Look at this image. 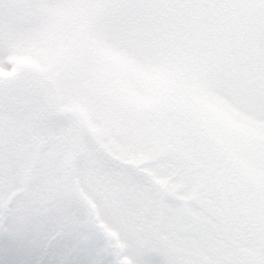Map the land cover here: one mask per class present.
Segmentation results:
<instances>
[{
	"label": "snow or ice",
	"instance_id": "1",
	"mask_svg": "<svg viewBox=\"0 0 264 264\" xmlns=\"http://www.w3.org/2000/svg\"><path fill=\"white\" fill-rule=\"evenodd\" d=\"M11 3V11L0 7L4 67L20 51L73 82L95 128L85 137L86 164L68 176L27 150V137L0 149V264H189L113 211L150 185L128 180L106 145L155 126L178 139L195 133L221 162L212 176L227 213L206 235L232 247L204 264H264V0ZM77 174L91 179L104 215L70 194Z\"/></svg>",
	"mask_w": 264,
	"mask_h": 264
},
{
	"label": "rangeland",
	"instance_id": "2",
	"mask_svg": "<svg viewBox=\"0 0 264 264\" xmlns=\"http://www.w3.org/2000/svg\"><path fill=\"white\" fill-rule=\"evenodd\" d=\"M3 52L0 45V149L11 150L27 137V150L61 164L66 176L78 171L86 164L85 137L95 120L74 98V83L20 51H12L6 58L12 67H4ZM178 135L174 129L155 126L134 137L117 133L109 139L106 149L112 164L131 182L150 185L136 199L123 195L113 211L124 217L130 231L148 230L189 264H204L232 247L230 240L212 244L206 235L227 213L225 194L212 176L221 162L210 149L200 147L195 133H184L182 139ZM206 164L211 167L202 174ZM3 183L0 177V187ZM70 185V194L105 214L88 176H72ZM103 222L107 226V219ZM232 254L241 255L238 248Z\"/></svg>",
	"mask_w": 264,
	"mask_h": 264
},
{
	"label": "clouds",
	"instance_id": "3",
	"mask_svg": "<svg viewBox=\"0 0 264 264\" xmlns=\"http://www.w3.org/2000/svg\"><path fill=\"white\" fill-rule=\"evenodd\" d=\"M0 7H3L5 11L13 10L11 0H0Z\"/></svg>",
	"mask_w": 264,
	"mask_h": 264
}]
</instances>
